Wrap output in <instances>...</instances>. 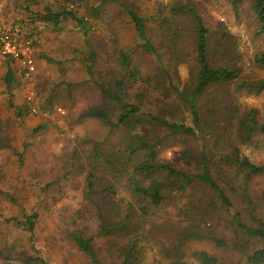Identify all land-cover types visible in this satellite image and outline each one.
<instances>
[{"label": "trees", "instance_id": "1", "mask_svg": "<svg viewBox=\"0 0 264 264\" xmlns=\"http://www.w3.org/2000/svg\"><path fill=\"white\" fill-rule=\"evenodd\" d=\"M24 1L27 6H22L18 0L14 7L16 13L25 12L26 16L17 20L9 31L17 38L32 41L34 35L30 28L39 30L38 26L44 25L61 31L70 20L83 31L88 53L81 62L89 77L87 84L97 89L106 105L89 108L80 119L97 120L108 127L110 133L119 135L118 140L109 141L106 148L105 141L76 139L78 148L87 149L85 154L75 150L71 157L74 168L77 161L85 162L84 171L87 166L88 206L63 222V231L76 250L89 264H144V244L156 230L154 221L163 216L170 200L189 198L187 211H184L186 219L194 224L205 222L206 227L207 220L218 212V215L228 214L235 225L236 240L221 245L244 255L243 264H264V219L261 216L264 189L255 198L251 188L252 180L264 175V163L251 161L241 149L256 142L258 136L264 138V119L260 111L243 102V99L264 94V76L259 74L264 73V46L253 58L246 59L239 50L238 37L228 30L209 28L203 13L192 1L157 3L155 29L151 17L138 12V0H93L100 3L94 8V14L110 5L122 11L133 27L137 48L154 60L156 72L145 70L129 50L107 54V63L102 68L98 64L101 52L88 37L91 24L79 14L83 9L81 1H70L71 8L67 5L55 9L51 4L38 11L31 8L34 1ZM223 1L235 14L239 15L242 9L248 12L256 27L255 36L264 44V0ZM12 62L7 59L3 78L11 98L17 83ZM36 75L37 70L32 79ZM74 87V84L63 83L56 91L59 93L62 88L68 98H72ZM26 103V110L32 114V105ZM52 103V98L48 97L42 104L36 94L35 107L39 115L52 113L47 107ZM44 130L45 127L40 126L33 134ZM171 139L181 141L180 155L186 163L194 158L191 144L199 147L197 171L183 169L161 157L160 149ZM0 168L6 170L4 166ZM9 173V180L14 181ZM0 174L4 172L0 170ZM4 177L0 179L3 181ZM34 186L41 194L51 185ZM197 191L203 193V198H195ZM0 194L12 206L19 205L14 194L2 190ZM230 195L235 197L236 204ZM41 204V201L36 202L21 218H6L8 223L26 233L34 252L40 251L36 231L43 215ZM237 206L242 210L238 211ZM99 239L107 243L104 256L98 254L94 245ZM183 243L182 239L176 240L171 249L163 248L160 252L169 264H191L182 251ZM255 245L259 246L252 249ZM195 258L196 264H223L217 257L203 253ZM0 261V264L44 262L35 256L15 260L6 256L5 250H0Z\"/></svg>", "mask_w": 264, "mask_h": 264}, {"label": "rangeland", "instance_id": "2", "mask_svg": "<svg viewBox=\"0 0 264 264\" xmlns=\"http://www.w3.org/2000/svg\"><path fill=\"white\" fill-rule=\"evenodd\" d=\"M31 8L35 11L43 10L44 6L54 5L55 9L63 6L71 8L70 1H81L83 9L79 11L91 24L88 37L94 47L101 52L100 67L107 63V54L129 50L136 62L147 70L156 72L155 62L145 56L136 41L133 27L122 11L114 5L102 9L99 14L93 10L99 2L93 0H32ZM170 0H138V12L151 17V25L155 28L158 13L157 3ZM192 1L204 15L207 26L211 29L228 30L238 37L239 50L251 59L255 53L263 48L261 39L255 36V24L245 9L235 14L232 8L223 0H184ZM22 6H27L24 0H19ZM14 0H0L2 15L0 32H9L14 23L25 17V12L16 13ZM6 9H8L6 12ZM40 29L32 30V43H34V59L37 61V75L29 82L19 76L12 94L13 97L3 101L5 85L2 71L5 65L0 66V167L5 175L0 179V190L14 194L19 205L12 206L11 202L0 194V250H5L6 256L12 259H26L29 256L42 258L43 263L38 264H89L88 259L71 244L63 231V222L66 217L87 207L86 177L87 166L84 171V161H77L74 168L71 153L79 150L85 154L86 148H78L76 139L89 138L94 141L116 142L118 133H110L108 127L97 120L80 119L85 112L93 106H105V100L92 85L87 84L89 77L85 65L81 62L88 53L83 31L74 21L64 24L63 30L57 31L52 27L39 25ZM156 29V28H155ZM136 48V51H135ZM168 60L166 62L168 63ZM137 62V63H138ZM114 66V59L111 62ZM17 75L19 72L17 70ZM264 76L263 72H259ZM183 72L182 76L185 77ZM63 83L74 84L72 98H68L65 90L58 89ZM32 89L39 95L43 104L48 97L52 98V105L47 107L52 113L32 115L27 109V90ZM7 90V89H6ZM3 92V94H2ZM10 98V100H9ZM250 107L260 111L264 119V94L243 99ZM11 104V105H10ZM14 106V107H12ZM41 106V104H40ZM61 108L62 112L59 111ZM21 112V116H18ZM40 126L45 130L33 134ZM108 138V139H107ZM104 139V140H103ZM256 142L242 146V152L257 164L264 163V138L258 136ZM195 152L192 161H182L181 141L171 139L160 149L161 157L175 163L178 167L197 171L199 166V147L191 144ZM84 162V163H83ZM14 176L9 180L7 172ZM8 174V175H9ZM40 188H45L41 194ZM252 194L259 197L264 189V175L258 176L251 183ZM197 200L203 198L202 192H196ZM204 194L206 192L204 191ZM231 196V195H230ZM189 197V196H188ZM191 197V196H190ZM236 204L235 197L231 196ZM189 199V198H188ZM187 198H176L169 201L163 211V216L154 221L155 229L148 243H145L146 255L144 264H169L163 257V248L171 249L176 240H184L182 251L186 254L187 262L196 264V255L203 253L206 256L217 257L223 264H243L244 255L231 247L221 245L236 240L235 225L228 214L219 212L204 223L194 224L186 219ZM42 202L43 215L36 231L39 252L30 249L26 233L14 224L8 223L6 218H21L25 212L35 207L36 202ZM189 205V204H188ZM261 216L264 219V202L261 205ZM242 207L237 206L241 211ZM248 222V217L244 214ZM106 240L99 239L94 242L100 256L105 255ZM259 245L253 246L256 249ZM12 248V249H11ZM6 249H8L6 251ZM253 251V250H252ZM1 262V261H0ZM110 264V263H109Z\"/></svg>", "mask_w": 264, "mask_h": 264}, {"label": "built area", "instance_id": "3", "mask_svg": "<svg viewBox=\"0 0 264 264\" xmlns=\"http://www.w3.org/2000/svg\"><path fill=\"white\" fill-rule=\"evenodd\" d=\"M2 9L0 8V20ZM0 57L11 58L21 67L24 80L30 81L33 74L36 73L37 66L33 55V45L31 41L24 44L18 43L14 35L10 32H0ZM27 101L32 105L33 115H39L36 105V94L32 89L27 90ZM62 112V110H59Z\"/></svg>", "mask_w": 264, "mask_h": 264}, {"label": "crops", "instance_id": "4", "mask_svg": "<svg viewBox=\"0 0 264 264\" xmlns=\"http://www.w3.org/2000/svg\"><path fill=\"white\" fill-rule=\"evenodd\" d=\"M14 38H15V40H16L18 43H20V44H24V43L26 42V40L23 39V38H17L16 36H14ZM32 45H33V43H32ZM34 53H35V50H34V46H33V55H34ZM7 59H11V58H1V57H0V66H1V64H2V65H3V64L5 65V66H4V67H5V70L1 72V73H2V78L5 77L6 72H7V67H6ZM11 60H12V59H11ZM35 62H36V64H37V61H35ZM11 65H12V69H13V71H14V73H15L16 80L19 79V76L23 78V75H22V72H21V67H20V65H18V64H17L16 62H14V61L12 62ZM36 66H37V65H36ZM17 70H18V72H19V75L16 74ZM23 79H24V78H23ZM3 91H4V92H7L5 95H4L3 92H2L3 97H4V98H3V101L6 102V98L9 97V96H7V95H9V94H8V91L6 90V88L3 89ZM9 100H10V98H9Z\"/></svg>", "mask_w": 264, "mask_h": 264}]
</instances>
